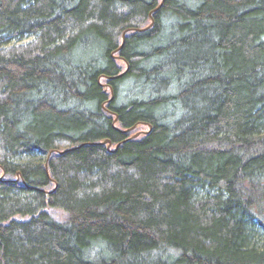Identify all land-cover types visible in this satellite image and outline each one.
<instances>
[{
    "label": "trees",
    "instance_id": "1",
    "mask_svg": "<svg viewBox=\"0 0 264 264\" xmlns=\"http://www.w3.org/2000/svg\"><path fill=\"white\" fill-rule=\"evenodd\" d=\"M160 2L0 0V264H264V0Z\"/></svg>",
    "mask_w": 264,
    "mask_h": 264
},
{
    "label": "water",
    "instance_id": "2",
    "mask_svg": "<svg viewBox=\"0 0 264 264\" xmlns=\"http://www.w3.org/2000/svg\"><path fill=\"white\" fill-rule=\"evenodd\" d=\"M163 1H164V0H161V2L158 4V6L155 7L154 9H152V10L149 12V17H150V21H151L150 24H149L148 26L144 27V28H135L134 30H136V31H143V30L148 29L150 26H152V24H153L152 13H153L154 11H156V10L162 5ZM130 29H131V28L126 29V30L123 31V33H122V43H121V45L116 49V51H118V50L121 48V46L123 45V42H124V39H125V34H126V32H128ZM123 73H124V72H123ZM123 73H120V74H118V75H113V76H107L106 78H107V79H115V78L121 76ZM110 90H111V97H113L112 89H110ZM115 119H116V118H115ZM134 127H135V125H133V126L130 127V128H127V129L124 130L123 132L127 133L128 131L132 130ZM150 129H151V126L149 125V129H148V130H139V131H136L134 134H132V135L129 136L128 138H126V139H124V140L118 142V143L116 144L115 148H117L122 142H125V141H127V140H129V139L135 138V137L139 136L140 134H146V133H148V132L150 131ZM103 142H107V143H108V146H109V144H110V140H108V139H105ZM62 152H63V151H60L59 153H62Z\"/></svg>",
    "mask_w": 264,
    "mask_h": 264
},
{
    "label": "rangeland",
    "instance_id": "3",
    "mask_svg": "<svg viewBox=\"0 0 264 264\" xmlns=\"http://www.w3.org/2000/svg\"><path fill=\"white\" fill-rule=\"evenodd\" d=\"M26 41V39L24 40V41H22V42H25ZM141 130H146L145 128H140ZM139 129V130H140ZM53 215H55V216H57V217H59V216H61L62 214H61V212L60 211H58V210H56V209H48Z\"/></svg>",
    "mask_w": 264,
    "mask_h": 264
},
{
    "label": "bare ground",
    "instance_id": "4",
    "mask_svg": "<svg viewBox=\"0 0 264 264\" xmlns=\"http://www.w3.org/2000/svg\"><path fill=\"white\" fill-rule=\"evenodd\" d=\"M121 42H122V41H121ZM120 45H121V44H120ZM116 120H117V119H114V120H113V121H114V123L116 122ZM134 128H135V127H134ZM134 128H133V129H134ZM133 129H132V130H133ZM119 130H120V129H119ZM125 130H126V129H125ZM120 131H121V130H120ZM122 131H124V130H122ZM130 131H131V130H130ZM130 131H128V132H130ZM133 134H134V133H133ZM131 135H132V134H131ZM131 135H130V136H131ZM103 141H104V140H103ZM103 141H102V142H100V143H104ZM109 145H110V144H109ZM107 146H108V143H107ZM114 149H116V148H114Z\"/></svg>",
    "mask_w": 264,
    "mask_h": 264
}]
</instances>
